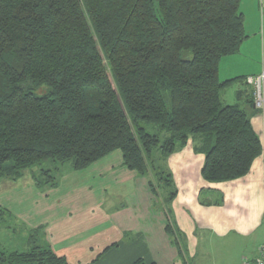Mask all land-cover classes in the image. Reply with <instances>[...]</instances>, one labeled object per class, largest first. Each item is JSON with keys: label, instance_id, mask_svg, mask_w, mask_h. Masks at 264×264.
I'll return each instance as SVG.
<instances>
[{"label": "trees", "instance_id": "16d2710c", "mask_svg": "<svg viewBox=\"0 0 264 264\" xmlns=\"http://www.w3.org/2000/svg\"><path fill=\"white\" fill-rule=\"evenodd\" d=\"M239 5L0 0V181L45 160L85 170L118 151L161 200L165 231L183 260L182 235L170 219L177 189L167 158L191 141L204 155L203 180L224 183L244 177L263 150L247 112L253 86L237 94L244 105H228L225 88L247 78L218 77L220 60L247 38ZM42 172L54 186L49 170ZM34 235L26 251H0V264H69Z\"/></svg>", "mask_w": 264, "mask_h": 264}, {"label": "crops", "instance_id": "0c3cea01", "mask_svg": "<svg viewBox=\"0 0 264 264\" xmlns=\"http://www.w3.org/2000/svg\"><path fill=\"white\" fill-rule=\"evenodd\" d=\"M257 1L264 6V0ZM245 34L247 38L241 44L239 52L220 60L218 70L220 81L264 75V16L256 21L255 28H252L249 34L246 32ZM251 90L252 86L245 81H234L223 91V101L228 105L237 103L244 105L245 96L239 99L237 94L245 92L249 95ZM247 112L253 129L262 140L263 150L244 177L224 183L205 182L201 177L204 155L193 151L191 141L168 157V168L177 189V194L170 205L172 211L170 219L178 235L179 233L182 235L180 236L182 246L186 250L183 260L178 256V248H174L169 242L160 222L154 223L153 226L157 234H154V231H137L135 224L139 222V216L134 211L123 215L120 206L104 210L98 203L96 206L91 196L88 197L90 199L88 203L84 202L81 205L84 214L73 222L75 229L71 238L69 233H63V230L57 231L58 234L62 233V236H58V240L53 243L49 242L51 249L57 255L65 256L69 264H130L137 258L159 264L152 253L154 245L158 244L159 250L156 254L161 256L162 264H193L189 259H195L203 251L205 244L215 259L217 244L223 246L225 251L227 245H236L243 239L247 243H243L237 259L239 261L240 257L246 258L250 264H253L257 258L256 253L258 254L259 248L264 245V111L256 109L253 105L247 108ZM116 174L120 175L121 180L128 182L132 178H137L134 172L124 167ZM219 198L222 204L217 205L215 201ZM146 200L149 206L152 200L150 193ZM160 205L164 212L165 208L161 200ZM30 206L29 210H33L34 213L28 210L27 212L31 213L32 222L24 219L22 212L16 211V215L12 208H7L4 204L0 205V209L3 210L0 212L1 235H9V238H13L12 234H16L18 227L28 235V238L21 242V247L25 250L1 248L0 251L23 252L30 248L29 236L34 234L36 236L40 226L39 208L37 205ZM75 206L78 204L72 207ZM127 210L125 209V212ZM6 216L15 220L11 223L3 222ZM110 217H115V225L104 229L103 223ZM125 219L126 222L123 221ZM44 225L48 234L54 229L49 222ZM69 225L70 222L67 223L68 227ZM208 239L209 242H206ZM113 243L115 246L103 253L96 262L91 263ZM246 249L248 252H245ZM244 254L246 257L243 256ZM226 259L228 264L230 256L225 252L221 253L222 264Z\"/></svg>", "mask_w": 264, "mask_h": 264}, {"label": "rangeland", "instance_id": "374dc122", "mask_svg": "<svg viewBox=\"0 0 264 264\" xmlns=\"http://www.w3.org/2000/svg\"><path fill=\"white\" fill-rule=\"evenodd\" d=\"M239 10L244 17V31L249 34L251 29L255 28L256 21L259 18L261 19V16H264V6L257 0H240ZM185 56L190 57L186 53ZM148 129L151 132L154 130L152 126H149ZM120 157V152H114L102 158L103 160H99L100 162H95L87 169L81 171L74 170L69 162L41 161L29 169L22 170L18 177L4 178L0 181V205L4 204L7 208H12L16 215V211L22 212L24 219L31 222L33 219L31 218V213H28L27 210L33 212V210H29L30 205H37L39 208L40 226L34 239L35 244L42 247L50 246L49 242L53 243L57 241L58 236H62V233H57L59 230H63V233H69L71 238L73 229H75L73 222L75 219L83 216L84 208H81V205L84 202L88 203L90 201L89 196L92 197L91 200L94 199L96 206L98 203L104 210H111L113 207L119 208L120 206V209L123 210V215L134 211L139 216V222L135 224L137 231H154L153 233L157 234L153 226L154 223L158 222L163 225L162 228L165 230L167 218L161 208L160 200L151 193L147 178L135 173V177L137 178H132L128 182L121 180L120 175L116 174L118 170L124 167ZM167 160L165 164L169 170ZM7 165L10 166V163L8 162ZM44 170H49L48 174L53 177L54 186H51L49 182H44L46 181V174L42 172ZM169 172L171 173L170 170ZM148 193L152 197L149 206L146 200ZM216 202L219 203L220 200ZM77 204L78 206L72 207ZM125 209L128 210L125 212ZM14 220L15 218H8L6 216L2 221L11 223ZM120 221H122L121 218ZM123 221L126 222V219ZM47 222L51 223L52 227H54V229L49 231V234L44 225ZM68 222H70L69 227L67 226ZM112 225H115V217H110L108 221L103 223L104 229ZM165 233L169 242H171L169 234ZM1 234L0 240L3 244L0 242L2 244L0 245V249L13 250L17 248V250H25L21 247V242L26 240L28 235L25 231L22 232L19 227L16 229V234H12L13 238H9V235L2 236ZM206 242H209V239ZM244 242L246 241L242 239L236 245H227L225 251L223 250V246L221 247V245L217 244L215 259L205 244L203 251L195 259H189V262L193 264L196 262L198 264H222L221 253L225 252L230 256L228 264H243L246 258L242 259L240 257L238 261L237 254H240L242 251ZM158 250L159 245L155 244L152 249L153 256L159 261V264H162L161 256L156 254ZM245 252H248V249ZM243 256L246 257V254ZM255 256L258 257V254L256 253ZM223 264H227V259L223 261Z\"/></svg>", "mask_w": 264, "mask_h": 264}, {"label": "built area", "instance_id": "2783aa9c", "mask_svg": "<svg viewBox=\"0 0 264 264\" xmlns=\"http://www.w3.org/2000/svg\"><path fill=\"white\" fill-rule=\"evenodd\" d=\"M264 75H257L254 77H247L248 84L253 86L254 90V106L258 109L264 107V90H263ZM243 264H250L247 259H244ZM253 264H264V245L258 250V257L254 260Z\"/></svg>", "mask_w": 264, "mask_h": 264}]
</instances>
